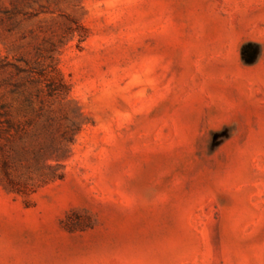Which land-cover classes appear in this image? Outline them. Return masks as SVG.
I'll return each instance as SVG.
<instances>
[{
	"label": "rangeland",
	"instance_id": "1",
	"mask_svg": "<svg viewBox=\"0 0 264 264\" xmlns=\"http://www.w3.org/2000/svg\"><path fill=\"white\" fill-rule=\"evenodd\" d=\"M1 105L0 264H264V0H0Z\"/></svg>",
	"mask_w": 264,
	"mask_h": 264
},
{
	"label": "trees",
	"instance_id": "2",
	"mask_svg": "<svg viewBox=\"0 0 264 264\" xmlns=\"http://www.w3.org/2000/svg\"><path fill=\"white\" fill-rule=\"evenodd\" d=\"M6 67V66H5ZM1 67V68H5ZM18 76L22 77V82L15 84V88L19 89L22 86L29 85L34 88V94L32 99L28 101L30 105H33L35 101L42 104L45 103L46 97H53L61 92L62 86H64L63 79L58 71H50L47 69H36L30 67L29 69H22L15 66ZM24 131L22 124L15 122L11 118L10 111L6 105L0 106V139L8 138L15 134H20ZM0 152L5 154L4 146L0 143ZM3 174L9 180L10 184L14 187L18 193L25 192L24 187L18 184L14 179L12 172L9 170L6 162L3 164ZM18 184V185H17ZM19 186V187H18Z\"/></svg>",
	"mask_w": 264,
	"mask_h": 264
}]
</instances>
